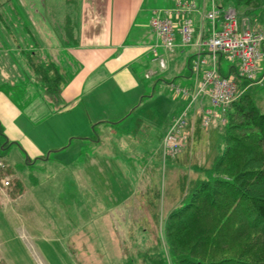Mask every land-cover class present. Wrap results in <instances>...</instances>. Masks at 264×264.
Wrapping results in <instances>:
<instances>
[{
    "label": "rangeland",
    "instance_id": "374dc122",
    "mask_svg": "<svg viewBox=\"0 0 264 264\" xmlns=\"http://www.w3.org/2000/svg\"><path fill=\"white\" fill-rule=\"evenodd\" d=\"M78 1L72 3L75 12ZM64 2L0 0V47L4 50H0V123L9 133L16 128L41 146H46L45 141L66 144L48 159L29 162L19 143L4 151V160L12 176L21 181L23 192L15 196L13 189L0 187V264H145L155 254L168 255L161 224L155 221L154 212H143L148 195H159L155 199L157 213L160 220L165 218L170 201L183 196L182 179H189L195 172L199 177L206 176L220 144L222 125L218 119L209 130L198 124L191 143L178 158L164 162L158 142L167 123L164 111L156 110L150 117L152 124L145 129L114 131L121 140L111 144L110 150L105 149L110 142L101 139L100 151L88 144L78 146V140L71 139L70 135L79 131L80 116H55L46 122L50 113L41 98L42 88L38 89L43 84L30 61H40L33 53L38 47L31 44H40L38 40L75 42L71 25L76 28L77 23L74 15H63ZM216 3L234 6L238 17L254 30L264 27V0ZM20 46L32 51L14 53ZM67 80L68 76H63L60 88ZM240 80L249 85L243 93L250 95L264 113V81ZM194 108L189 111L191 115ZM173 118L168 119L169 127ZM95 127L103 137L102 124ZM195 153L199 160L191 170L186 161ZM137 227H147V237H140L138 230L131 234L130 230Z\"/></svg>",
    "mask_w": 264,
    "mask_h": 264
},
{
    "label": "crops",
    "instance_id": "0c3cea01",
    "mask_svg": "<svg viewBox=\"0 0 264 264\" xmlns=\"http://www.w3.org/2000/svg\"><path fill=\"white\" fill-rule=\"evenodd\" d=\"M179 1L193 2L196 5L195 10L190 13L177 11ZM78 3L75 12L74 5L65 0L63 10V15L75 16L77 26L74 28L73 24L71 25L75 36L74 43L65 44L61 40L53 44L38 40L40 44H31V47H38L35 49L36 52H33L38 54L40 61L37 62L52 61L59 72L68 76V80L60 88L58 99L46 95L44 88L38 86V89L42 88L41 92L44 95H41V98L45 100V106H48L50 113L45 120L55 116L61 119H66L70 115L80 116L79 131L72 133L71 139L78 140V146L88 144L87 146L93 147L94 150L101 148L100 144L103 143L101 139H104L110 142L105 149L110 150L109 146L121 140V137L113 135L114 131L125 130L124 128L131 131H138L143 127L145 129L147 124H152L150 119L152 114L156 115V110H160V113L164 111L167 119L165 127L162 131L159 130L161 133L158 142L159 146H162V140L169 129V117L178 115L188 106L192 96H197V100L191 106L195 108L192 115L190 114L196 132L204 111L210 109L211 105L208 95L197 93L203 71L196 76L192 71L191 62L197 56L206 59L210 57L203 43L211 31V23L206 15L212 9L213 0H79ZM216 5L220 8H235L217 3ZM169 9H174L171 18L176 30L172 50L164 45L150 26V19L155 15V11L163 12ZM40 14L37 12L35 15L40 19ZM184 18H190L195 27L189 45L182 44L178 32ZM238 19L242 21V18ZM221 20L220 18L218 21V28ZM46 24L47 28H51V24L48 22ZM262 28L256 26L255 30ZM5 50L9 52V49ZM19 51L32 50L27 46L24 49L20 46L14 53ZM159 57L165 59V68H161ZM220 64L222 74L235 73V65L230 61L224 62L223 58H220ZM175 74L183 78L177 79ZM263 74L264 62L259 77ZM18 76L19 74L13 78ZM177 81H181L182 84ZM238 82L241 91L247 90L249 85L244 84L245 81L239 79ZM183 88L189 91L188 95L180 91ZM180 101L183 104H179ZM34 113L32 111V114ZM98 123L103 126V137L95 127ZM0 125L2 126L1 123ZM57 127L58 124L54 125L53 129ZM3 130L8 140L13 142L12 145L19 143L22 146L27 155V162L29 159H48L52 153L66 147L65 143L51 141H45L46 146H41L39 142L30 136L25 137V133L16 128L13 134L9 133L6 127H3ZM162 158L165 162L163 151ZM198 160L199 156L195 153L192 160H187L186 163L194 170ZM190 178L200 177L195 172ZM155 202L154 196L148 195L143 212H157L158 204ZM176 203L174 200L170 201L167 213ZM146 229L148 228L137 227L130 231L133 234L138 230L140 237H147L149 232Z\"/></svg>",
    "mask_w": 264,
    "mask_h": 264
},
{
    "label": "trees",
    "instance_id": "16d2710c",
    "mask_svg": "<svg viewBox=\"0 0 264 264\" xmlns=\"http://www.w3.org/2000/svg\"><path fill=\"white\" fill-rule=\"evenodd\" d=\"M30 61L46 93L58 99L64 74L52 61ZM12 144L0 125V157ZM206 173L180 180L183 196L165 218L154 212L168 255L155 254L145 264H264V113L250 95L228 107ZM4 176L11 177L13 195L23 192L8 165L0 169V181Z\"/></svg>",
    "mask_w": 264,
    "mask_h": 264
},
{
    "label": "built area",
    "instance_id": "2783aa9c",
    "mask_svg": "<svg viewBox=\"0 0 264 264\" xmlns=\"http://www.w3.org/2000/svg\"><path fill=\"white\" fill-rule=\"evenodd\" d=\"M193 2H178L177 11L187 13L195 10ZM174 9L166 11H155V15L150 19V26L162 39L164 45L172 50L175 39V24L171 18ZM164 13V14H162ZM206 18L211 23L209 37L203 45L210 54L208 59L197 56L192 60V71L199 76L203 71L199 94H206L209 97L211 108L204 111L201 124L208 129L214 119H219L220 123H226V112L228 107L241 95L242 91L238 85L237 78H243L253 82H263L264 74L259 77L264 62V27L253 30L247 25L245 20L240 21L235 8H220L215 0L212 9L207 13ZM220 26L218 28V21ZM195 27L190 18L181 21L178 32L182 38L183 45L192 42ZM222 56L227 61L235 65L236 75L224 76L220 70V59ZM161 68L166 67L164 58L159 57ZM188 95L186 88L181 89ZM197 100V96H192L188 106L173 118L162 140V151L164 159H174L188 145L194 135V126L191 122L190 109ZM7 168L4 158L0 157V169ZM11 177L4 176L0 181L2 189H9Z\"/></svg>",
    "mask_w": 264,
    "mask_h": 264
}]
</instances>
